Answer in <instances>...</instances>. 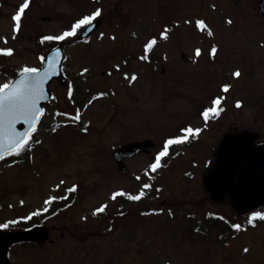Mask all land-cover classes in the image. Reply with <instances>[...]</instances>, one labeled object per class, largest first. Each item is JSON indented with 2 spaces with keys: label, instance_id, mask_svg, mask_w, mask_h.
<instances>
[{
  "label": "rangeland",
  "instance_id": "rangeland-1",
  "mask_svg": "<svg viewBox=\"0 0 264 264\" xmlns=\"http://www.w3.org/2000/svg\"><path fill=\"white\" fill-rule=\"evenodd\" d=\"M257 1L0 0V87L38 67L58 41L68 80L51 82L52 98L27 147L0 164V229L22 230L19 222L31 218L49 228L51 240L11 244V264H264V219L249 227L239 216L247 228L226 237L229 247L209 244L217 231L206 213H226L229 205L212 202L203 186L226 131L245 128L264 141V17ZM98 10L91 21L99 25L87 39H75L86 25L65 36ZM202 32L219 38L213 62L210 43L201 52L210 61L192 55L207 42ZM148 37L155 45L145 54ZM221 84L229 85L226 111L201 126L191 103L219 94ZM235 99L244 103L238 115L228 112ZM186 123L204 133L169 151L152 173V154ZM142 138L153 139L154 149L125 159L126 171L117 172L112 151ZM116 192L121 206L111 199Z\"/></svg>",
  "mask_w": 264,
  "mask_h": 264
},
{
  "label": "water",
  "instance_id": "water-1",
  "mask_svg": "<svg viewBox=\"0 0 264 264\" xmlns=\"http://www.w3.org/2000/svg\"><path fill=\"white\" fill-rule=\"evenodd\" d=\"M258 11L264 15V0H259ZM97 26L92 23L79 35V39L91 33ZM61 45L50 51L35 72H23L3 92L0 98L17 91L22 99L16 104L5 103L0 107V156L17 149L33 129L39 116L29 114L27 106L36 101L34 112L41 113L42 105L50 98L48 84L57 79L63 85ZM27 134V135H25ZM255 134L242 131L235 135H225L218 150V162L213 172L206 179V187L212 193L231 191L239 209L252 210L264 208V144L252 147ZM153 147L150 140L124 144L112 153L118 172L125 171L122 160L139 152H149ZM47 228L34 227L24 232H0V264H10L5 257L6 246L21 240L43 241L47 238Z\"/></svg>",
  "mask_w": 264,
  "mask_h": 264
},
{
  "label": "flooded vegetation",
  "instance_id": "flooded-vegetation-1",
  "mask_svg": "<svg viewBox=\"0 0 264 264\" xmlns=\"http://www.w3.org/2000/svg\"><path fill=\"white\" fill-rule=\"evenodd\" d=\"M202 38L203 39H206L208 41L206 43H200V44H198V46H196L194 48V51L200 50V53L201 52L204 53L205 47H203V45H207L208 43H210L211 46H209L207 48V50H206L207 53L206 54L207 55L212 54L210 51L213 48H215V50H216L215 54H217V50L220 48V46H219V42L220 41H217V39H219V38L212 37V36H203ZM199 57L200 58H204L206 61L207 60L208 61L212 60V62H213L215 60L214 59L215 57H211V59L209 60L208 58H206L205 56H203V54H201L200 56H198V58ZM228 86L226 84H221L219 86V88H217V91L219 92V94L212 95L211 97L206 96V98H205V96L202 97L201 95H197L195 97L194 103L193 102L191 103L194 106V108L192 107V110H190V109L189 110H190V113L191 114H192L193 111H195L194 116L196 117V119H197V117L198 118L199 117L201 118V122H202V125L201 126H206L208 121L216 119L217 116H211L210 115V118L206 121L204 119V116H203V113L205 111L211 109L214 106L213 105V101L214 100H217V99L220 100V103H219V105L217 107H218V109H222V111H220L219 114H221V113L223 114L226 111V108H225L224 103H223V98H224L225 95L226 96L228 95L227 93H229V91L228 92L227 91L225 92V91H223V89L225 87L228 88ZM229 90H230V88H229ZM238 103L240 105L239 107H237V104ZM232 104H233V107L232 108L234 110L232 108H229L230 111H228L231 114L238 115V114H240L242 112V111H239V110L240 109H244V103H243V101L241 99H235V100H233V103ZM253 105H254V103H253ZM255 111L256 110H253L252 112H255ZM189 117L192 118L191 115ZM191 127H193V126L190 125V123H186L182 128H184L185 130H188ZM195 130H199L198 134H195L194 135L195 140H198V138L204 132L201 131V129H200V127L198 125H196L194 127L193 132H195ZM232 130L233 131H226V132H228V133L237 132L238 130H241V129H238V128L234 127ZM192 141H194V139H192ZM253 144L254 145H257L258 143H255V141H254ZM213 147H214V144L213 143L207 142V144H205V148L206 149L207 148L208 149H213ZM207 162L209 163V159H208ZM214 163H215V159H214L213 164H211L212 166L210 167L209 171L214 168V166H215ZM203 184H204V187H205V182H203ZM205 189H206L205 192L207 193V195L209 196V198L211 199L212 202L222 203V202L225 201L229 205V207L226 206L225 208H223V211H225L226 213H220V212L218 214L213 213L212 216H209L208 215V212L206 213L207 214L206 219L208 220L209 227L212 230H216L217 231L216 232L217 234L215 236H210V233H209V237L212 238L209 241V244L210 245H211V242H216V243H218L220 245H223L224 247H229L230 246V242L226 239L227 236L231 235L232 237H235V236L239 235L242 231H244L247 228V226L251 227L252 226V223H249V219L251 217H253V216H257V217L264 216V209L247 210V211L245 209H239L237 207V205H236L237 202H236L235 196L230 191H225V192L216 194V193H211V191H209L206 187H205ZM229 210H231V212H228ZM233 212H234V214H233ZM239 216H241V217L244 216V218H246L247 226L244 225V224H242L241 222H239L237 220V217L239 218ZM232 217H235V219H233ZM259 219L260 218H257L255 220H259ZM206 224H207V222H206ZM237 225L240 226L239 229H237L235 227ZM210 228H208V226H207V228L205 227L204 231L211 230ZM218 231H220V233H218Z\"/></svg>",
  "mask_w": 264,
  "mask_h": 264
},
{
  "label": "snow or ice",
  "instance_id": "snow-or-ice-1",
  "mask_svg": "<svg viewBox=\"0 0 264 264\" xmlns=\"http://www.w3.org/2000/svg\"><path fill=\"white\" fill-rule=\"evenodd\" d=\"M27 7H28V4L26 3V4H25V5L19 10V11H20V14H22V13L24 12V9L27 8ZM99 14H100V13H99V10H98V11H97V12H96L91 18L86 17V18H84L83 20L79 21V22L74 26L73 31L68 32V33H65V36H72V35H75V34H76V31H75L76 29L80 28L82 25L90 24V23H91V20H92V19H95V17L98 16ZM14 20L17 21L16 28H17V30H18V29H19L20 15H19V14L16 15V16L14 17ZM197 26H198L201 30H204L205 27H206L202 21L198 22ZM209 35H211V32H209ZM60 39H64V36L60 37ZM154 43H155V41L151 42V43L148 45V47L150 48V47L152 46V44H154ZM215 52H216V50H215V48H213V49H212V55H215ZM5 54L10 55V54H11V50H8ZM196 55H197V56L200 55V50H197V51H196ZM24 71L27 73V72H35L36 70H35V69H25ZM233 75H235V76L238 77V76L240 75V73L237 71V72H235ZM132 79H135V77H133ZM6 87H7V85H5V88H6ZM223 91H225V92L228 91V88L225 87V88L223 89ZM0 92H3V89H0ZM20 99H22V97L20 96V94H19L17 91H13V92H11V93H9V94L3 96L2 98H0V107H2L5 103H8V104H16ZM219 103H220V100H219V99L214 100V101H213V105H214V106H213L211 109H209V110H207V111H205V112L203 113L204 119H205L206 121L210 118V115H211V116H218V115H219V112L222 111V109H218V107H217V106L219 105ZM35 106H36V101H35V100H32L31 103L27 106V111H28V113H29V114H33V113H34V118H35L36 116H39V115H40L39 112H34V110H35ZM239 106H240V105H239V103H238V104H237V107H239ZM198 132H199V130H195V132H193L192 129H188L186 135H185L182 139H178V140H169V141H167L166 144H165V147H164V151H162V152L160 153V155L157 157L156 163L153 164V165L151 166V167H152V171H155L156 168L159 166L160 157H161V156H164V155L167 154V150H168L169 145H171V144H173V143H181V142L187 140L189 135H195V134H198ZM25 135H27V134H25ZM26 143H27L26 140H22V141L17 145V147H20L21 145L26 144ZM2 158H3V157L0 156V159H2ZM146 187H147V186H146ZM118 195H119V194H118ZM113 198H115V196H114ZM130 199H140V196L130 197ZM103 210H104V209L101 208V209H98L97 211L102 212ZM257 218L264 219V216H261V217L253 216V217H251V218L249 219V223H252V222H253L255 219H257ZM235 227H236L237 229H239L240 226L237 225V226H235ZM246 251H247V250H246Z\"/></svg>",
  "mask_w": 264,
  "mask_h": 264
},
{
  "label": "trees",
  "instance_id": "trees-1",
  "mask_svg": "<svg viewBox=\"0 0 264 264\" xmlns=\"http://www.w3.org/2000/svg\"><path fill=\"white\" fill-rule=\"evenodd\" d=\"M111 218H112V216H109V218H108V219L110 220Z\"/></svg>",
  "mask_w": 264,
  "mask_h": 264
}]
</instances>
